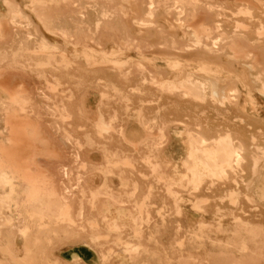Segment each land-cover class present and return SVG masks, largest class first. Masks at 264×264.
Masks as SVG:
<instances>
[{"label": "rangeland", "instance_id": "obj_1", "mask_svg": "<svg viewBox=\"0 0 264 264\" xmlns=\"http://www.w3.org/2000/svg\"><path fill=\"white\" fill-rule=\"evenodd\" d=\"M126 1L0 0V264H264V0Z\"/></svg>", "mask_w": 264, "mask_h": 264}, {"label": "bare ground", "instance_id": "obj_2", "mask_svg": "<svg viewBox=\"0 0 264 264\" xmlns=\"http://www.w3.org/2000/svg\"><path fill=\"white\" fill-rule=\"evenodd\" d=\"M126 1V0H125ZM217 1V0H216ZM126 2H128V0L126 1ZM167 2V1H166ZM169 2H170V8H177V9H179V10H182V8H184V6H186L187 7V5L189 6V7H194V5H196L197 3H199L200 2V0H169ZM205 2V1H204ZM203 4V3H202ZM192 5V6H191ZM207 5V4H206ZM149 13L145 16V18H143V19H141L140 18V15H137V16H139L138 18H140V20L138 19L137 21H136V23L139 25H143V26H146V25H148V24H150V22H151V17H152V13H153V11H152V9L154 8V7H152V3L150 2L149 3ZM193 7H192V9H193ZM209 7V9L208 10H210L211 8V6H208ZM219 7V6H218ZM206 8V7H205ZM221 8V7H220ZM176 10V9H175ZM214 11H215V9H213ZM222 11H223V9H222ZM221 11V12H222ZM185 12V14H186V11H184ZM217 12H218V10H217ZM218 13H220V11L218 12ZM184 14V15H185ZM223 14V13H222ZM224 14H226V13H224ZM235 14V13H234ZM187 15V14H186ZM217 16H219V15H217ZM223 16V15H222ZM184 20H185V17H184ZM221 25V24H220ZM199 27H197L196 29H198ZM201 28V27H200ZM195 29V28H194ZM193 29V30H194ZM195 29V30H196ZM195 30H194V33L192 32V34H194V36L196 35V32H195ZM200 30V29H199ZM200 32V31H199ZM201 33V32H200ZM200 35V34H199ZM196 37V36H195ZM195 39V38H194ZM197 39H199L198 37L196 38V40ZM200 40V39H199ZM190 42V41H189ZM197 43V42H196ZM199 43V42H198ZM197 43V44H198ZM188 44V43H187ZM190 44H191V42H190ZM193 45H194V43H193ZM217 45V44H216ZM190 46V45H189ZM188 47V46H187ZM211 47V46H210ZM210 47H208V48H210ZM231 47V46H230ZM236 47V46H235ZM206 49H208L207 47H205ZM214 49V46H213V48H212V50ZM241 49V48H240ZM239 50V49H238ZM243 50V49H242ZM242 50H240V52L241 53H243L242 52ZM244 51V50H243ZM170 56V55H169ZM172 57V56H171ZM175 58V57H174ZM177 60V59H176ZM168 61V60H167ZM200 63V62H199ZM180 64V63H179ZM201 65V64H200ZM176 66V65H175ZM180 66V65H179ZM173 69V68H172ZM203 71H205V69L203 70ZM205 72H207L208 73V71H205ZM114 73V72H113ZM115 74V73H114ZM201 74V73H200ZM209 74V73H208ZM217 80V79H216ZM218 81V80H217ZM205 82V83H204ZM210 82H208L207 80L206 81H203V82H201V83H198V81L196 82V81H193V82H190V85H189V87H188V90L191 92V94H193L196 98L198 97V98H200V99H202L203 98V96L205 95V92L208 90V91H210L211 93H212V95L214 94V90L213 91H211V87H210ZM263 91H264V86H262L261 88H259V93L260 94H263ZM235 94V87H234V85L232 84V83H230V85H228V88L225 90V100H227V101H230V99L233 97V95ZM160 95V94H159ZM74 96V95H73ZM144 96V95H143ZM254 105V104H253ZM30 135V134H29ZM38 137V136H37ZM36 138V137H35ZM35 138H33V139H35ZM89 144V143H88ZM83 145V144H82ZM71 153H73V152H71ZM72 155V157L73 156H75L74 154H71ZM224 163H227V161H224ZM193 167H196L197 169H200V170H202L203 172H204V170L202 169L203 168V163L201 164V163H199V164H197V165H193ZM190 168V167H189ZM257 168V167H256ZM195 169V168H194ZM202 171H201V173H202ZM205 173V172H204ZM262 184V191H261V193H262V195H264V179H263V182L261 183Z\"/></svg>", "mask_w": 264, "mask_h": 264}]
</instances>
